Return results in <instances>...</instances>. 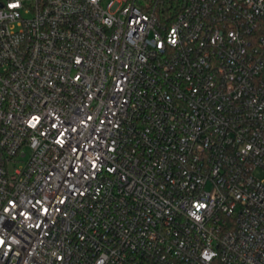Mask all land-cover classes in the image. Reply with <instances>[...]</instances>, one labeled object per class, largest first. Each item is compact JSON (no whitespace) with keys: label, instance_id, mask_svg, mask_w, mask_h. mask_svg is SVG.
<instances>
[{"label":"built area","instance_id":"1","mask_svg":"<svg viewBox=\"0 0 264 264\" xmlns=\"http://www.w3.org/2000/svg\"><path fill=\"white\" fill-rule=\"evenodd\" d=\"M259 169L264 0H0V264H264Z\"/></svg>","mask_w":264,"mask_h":264},{"label":"rangeland","instance_id":"2","mask_svg":"<svg viewBox=\"0 0 264 264\" xmlns=\"http://www.w3.org/2000/svg\"><path fill=\"white\" fill-rule=\"evenodd\" d=\"M255 175L256 176H258V177H260V178H263L264 177V171H262V170H256L255 171Z\"/></svg>","mask_w":264,"mask_h":264},{"label":"snow or ice","instance_id":"3","mask_svg":"<svg viewBox=\"0 0 264 264\" xmlns=\"http://www.w3.org/2000/svg\"><path fill=\"white\" fill-rule=\"evenodd\" d=\"M201 207H203V206L201 205Z\"/></svg>","mask_w":264,"mask_h":264}]
</instances>
